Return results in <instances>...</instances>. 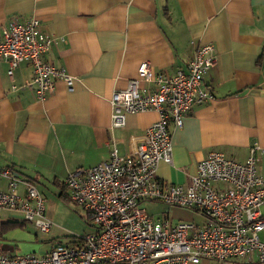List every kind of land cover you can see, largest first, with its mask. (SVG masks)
<instances>
[{
	"label": "crops",
	"instance_id": "crops-1",
	"mask_svg": "<svg viewBox=\"0 0 264 264\" xmlns=\"http://www.w3.org/2000/svg\"><path fill=\"white\" fill-rule=\"evenodd\" d=\"M30 17L53 38L43 60L64 68L74 83L68 89L57 80L54 92L40 100L26 86L31 65L19 63L9 77L8 62L0 61V171L32 182L50 221L48 200L55 206L61 192L68 196L69 174L108 160L112 148L128 155L158 119L154 111L127 114L123 128H111L112 94L136 77L142 61L155 75L186 71L202 44H212L217 56L202 78L213 100L194 103L181 128L169 127L172 164L160 163L156 179L187 185L209 153L242 163L252 147L257 170L264 171V0H0V29ZM7 189L0 175V190ZM158 203L142 207L147 212L145 204ZM159 204L173 222L202 224L190 210ZM0 229V253L7 256L41 255L57 245L37 252L41 233L17 211L0 209ZM51 233L41 234L43 241L51 242ZM259 239L264 242V230ZM228 264L259 263L252 258Z\"/></svg>",
	"mask_w": 264,
	"mask_h": 264
},
{
	"label": "built area",
	"instance_id": "built-area-1",
	"mask_svg": "<svg viewBox=\"0 0 264 264\" xmlns=\"http://www.w3.org/2000/svg\"><path fill=\"white\" fill-rule=\"evenodd\" d=\"M52 44L53 38L32 17L14 18L0 29V61L8 62V76L19 63L31 65L26 86L33 87L40 100L54 92L55 81L68 89L74 83L64 68L43 60ZM216 63L212 44L197 46L186 71L171 77L153 74L148 61L139 63L136 77L110 98V126L123 128L127 114L154 111L158 119L128 155L121 157L112 148L108 160L64 180L70 201L90 215L93 232L41 255L0 253V264H228L252 258L264 264V242L259 239L264 230V171L257 170L255 147L242 163L220 152L209 153L187 185H166L156 179L160 163L172 164L169 127L181 128L194 103L213 100L202 88V78ZM141 84L151 88L141 89ZM0 175L8 183L6 191L0 190V209L21 213L23 221L48 234L53 223L45 216V198L35 185L10 169ZM143 202L190 210L202 224L173 222L167 214L156 221Z\"/></svg>",
	"mask_w": 264,
	"mask_h": 264
},
{
	"label": "rangeland",
	"instance_id": "rangeland-1",
	"mask_svg": "<svg viewBox=\"0 0 264 264\" xmlns=\"http://www.w3.org/2000/svg\"><path fill=\"white\" fill-rule=\"evenodd\" d=\"M51 200L52 199L49 198L47 203V215L53 223V227L51 229L53 240L47 243V241H43L44 236L38 234L42 240L40 241L41 243L39 244V249L37 251L40 253L48 250L52 242L54 244H67L74 238L82 237L93 232V228L89 224L87 213L81 207L71 201H60L59 204L55 206L51 204L50 206ZM148 205L145 204V208L148 214L156 221H161L162 217L166 216L163 213L165 210L163 205L159 203Z\"/></svg>",
	"mask_w": 264,
	"mask_h": 264
},
{
	"label": "trees",
	"instance_id": "trees-1",
	"mask_svg": "<svg viewBox=\"0 0 264 264\" xmlns=\"http://www.w3.org/2000/svg\"><path fill=\"white\" fill-rule=\"evenodd\" d=\"M59 199L62 201V202H70V199L68 198L67 195L64 194V192H61L60 195H59ZM87 216H88V213H87ZM90 216H88V219H89ZM0 233H1V229H0Z\"/></svg>",
	"mask_w": 264,
	"mask_h": 264
}]
</instances>
